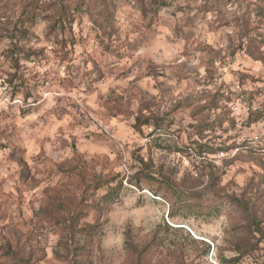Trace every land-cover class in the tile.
<instances>
[{
    "label": "rangeland",
    "instance_id": "rangeland-1",
    "mask_svg": "<svg viewBox=\"0 0 264 264\" xmlns=\"http://www.w3.org/2000/svg\"><path fill=\"white\" fill-rule=\"evenodd\" d=\"M252 111L264 0H0V264H264Z\"/></svg>",
    "mask_w": 264,
    "mask_h": 264
},
{
    "label": "trees",
    "instance_id": "trees-1",
    "mask_svg": "<svg viewBox=\"0 0 264 264\" xmlns=\"http://www.w3.org/2000/svg\"><path fill=\"white\" fill-rule=\"evenodd\" d=\"M163 5L164 3H158ZM142 5V10L144 11L146 9V4L144 3V1H142L141 3ZM63 14H61V19L58 22V25H54L53 29L54 30H59L62 34H65V31L71 30V25H70V19L67 16V14L64 13V11H62ZM145 13V12H144ZM69 24V26H68ZM61 47L62 48H66L68 46H72L74 47L76 44V40L71 37L70 39H62L61 40ZM111 46L107 45L106 50L109 49ZM35 53H31L30 50L26 51L24 49H20L19 45L17 43H12L10 50L7 53V58H9V61L11 62L12 67L16 70V72L11 75V78L8 79V83L13 86L14 91L16 93L19 92H26L24 100L28 101L30 97H32V93L30 92V87H29V80L27 78H25V75L23 73L20 72L21 69V60L23 58L25 59H31V57L34 55ZM64 56L63 58H66L67 53H63ZM264 114L263 113H259L257 111L255 112H251L249 115V124H253L258 122L259 120H261L263 118ZM160 121L158 120V118H150V117H137L136 118V124H135V128L136 130L141 131L143 126H149L154 124V127L157 129L160 126ZM233 203L238 206L243 208L246 213L250 214L249 216L251 217V219H253V221L255 222L254 216L252 215L253 213L250 212L247 207V205L245 203H242L239 199L238 200H234ZM84 215L83 212H79L77 213V220H80V218H82ZM262 236H264V232L262 231Z\"/></svg>",
    "mask_w": 264,
    "mask_h": 264
}]
</instances>
